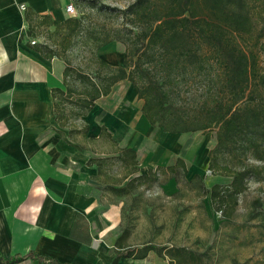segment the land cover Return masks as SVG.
<instances>
[{"label":"trees","instance_id":"trees-1","mask_svg":"<svg viewBox=\"0 0 264 264\" xmlns=\"http://www.w3.org/2000/svg\"><path fill=\"white\" fill-rule=\"evenodd\" d=\"M75 2L79 8L88 5L118 23L87 25L84 14L59 22L50 15L25 13L27 28L20 36L23 42L26 35L37 37L39 29L53 28L49 36L55 38L52 44L28 43L46 59L64 60V86L54 87L52 93L56 120L69 131L68 135L64 130L58 133L81 151L93 144H101L103 152L106 145L114 147L116 154L92 156L87 162L95 164L99 175L109 182L103 192L128 197L140 188L161 184L162 175L178 183L186 181L188 167L182 155L174 164L138 173L137 150L119 147L105 126L98 139L88 138L89 125L72 127L71 119L88 115L114 85L129 80L144 100L142 111L151 125L170 134L216 131L208 170L231 178V182L208 189L203 177L196 175L188 183L195 181L205 196L210 195L214 210L225 218L232 217L250 182L264 178V168L254 164L264 165V68L260 64L264 55V0H134L125 9L98 5L94 0ZM80 39L97 50L112 42L122 43L123 65H112L96 56V70L87 72L73 66L67 53ZM78 137L82 139L76 140ZM113 161L124 171L120 178L113 174ZM179 194L181 190L173 195ZM78 229L82 236L90 237L82 215L71 237L83 240ZM130 237L131 229L125 226L109 264H120L125 258L144 260L153 251L160 257L169 256L172 264L202 261L200 255L184 247L152 243L136 247L128 243ZM29 258L62 264L35 252L10 259L0 255V264Z\"/></svg>","mask_w":264,"mask_h":264},{"label":"crops","instance_id":"crops-1","mask_svg":"<svg viewBox=\"0 0 264 264\" xmlns=\"http://www.w3.org/2000/svg\"><path fill=\"white\" fill-rule=\"evenodd\" d=\"M70 2L0 0V255L10 259L35 252L62 264H109L123 231L128 197L103 192L109 182L87 162L92 156L114 155L115 149L106 145L103 152L101 144H93L81 151L64 140L58 130L68 135V129L56 120L52 89L64 86L65 64L44 58L28 43V35L20 42L27 28L25 13L61 22ZM101 55L108 63H124V53ZM143 105L133 83H117L83 117L88 138L98 139L105 126L119 147L137 150L140 170L174 164L181 155L166 140L174 134L151 125ZM149 141L155 146L140 150ZM79 215L90 236L78 229L83 240L71 237ZM15 264L43 262L29 258Z\"/></svg>","mask_w":264,"mask_h":264},{"label":"rangeland","instance_id":"rangeland-1","mask_svg":"<svg viewBox=\"0 0 264 264\" xmlns=\"http://www.w3.org/2000/svg\"><path fill=\"white\" fill-rule=\"evenodd\" d=\"M94 1L98 5L125 9L134 0ZM71 2L75 4L78 16L84 14L87 25L98 26L104 22L108 25L118 23L113 19L100 16L88 5L79 8L75 0ZM50 30L41 28L38 30L39 35L33 38L37 42L52 44L55 38L49 37L53 28ZM83 42L84 39H80L76 48L70 50L67 55L73 66L87 72L99 67L95 58L96 56L102 58L101 53L117 56L125 52V46L120 42H112L98 50L92 47L90 42L88 44ZM260 64L264 68V55L260 57ZM189 89L193 100L195 87L192 85ZM70 122L72 127L79 129L85 126L83 117L73 118ZM166 140L175 145L177 154L187 158L186 181L178 183L175 179L162 175L161 184L151 188H140L128 196L123 219V228L129 226L131 229L128 243L136 247L146 243L167 248L184 247L201 256L200 264H264V178L261 181L250 182L248 190L240 196L239 205L232 217L225 218L213 209L210 195L205 196L199 185L194 183L195 181L188 183L196 175L203 177L204 185L208 189L215 184L231 182V178L213 175L208 170V154L216 144V131L174 134L167 136ZM142 145L140 150L155 146L152 141ZM113 162V174L120 178L124 171L116 161ZM254 164L264 168V165L256 162ZM146 172L143 167L138 173ZM175 190H181V194L173 195ZM124 264L172 263L169 256L160 257L153 251L144 260L131 259Z\"/></svg>","mask_w":264,"mask_h":264},{"label":"built area","instance_id":"built-area-1","mask_svg":"<svg viewBox=\"0 0 264 264\" xmlns=\"http://www.w3.org/2000/svg\"><path fill=\"white\" fill-rule=\"evenodd\" d=\"M21 9L23 11H25L26 10V5L25 4H22L21 5ZM65 11H66V13L69 16H76V15H78L77 9H76L75 4L73 2H70L69 4L66 5ZM30 38H31V41L30 42H31L32 45H34V44L37 43V40L36 39H34L31 36H30Z\"/></svg>","mask_w":264,"mask_h":264}]
</instances>
